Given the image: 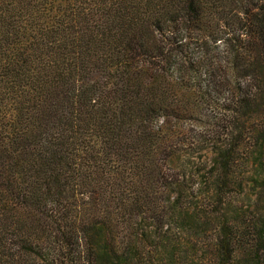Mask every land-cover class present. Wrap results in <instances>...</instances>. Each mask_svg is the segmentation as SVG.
Masks as SVG:
<instances>
[{"label": "trees", "instance_id": "obj_1", "mask_svg": "<svg viewBox=\"0 0 264 264\" xmlns=\"http://www.w3.org/2000/svg\"><path fill=\"white\" fill-rule=\"evenodd\" d=\"M0 264H264V0H0Z\"/></svg>", "mask_w": 264, "mask_h": 264}]
</instances>
